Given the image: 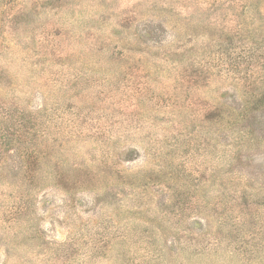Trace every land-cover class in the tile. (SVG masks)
<instances>
[{
    "label": "rangeland",
    "instance_id": "1",
    "mask_svg": "<svg viewBox=\"0 0 264 264\" xmlns=\"http://www.w3.org/2000/svg\"><path fill=\"white\" fill-rule=\"evenodd\" d=\"M0 264H264V0H0Z\"/></svg>",
    "mask_w": 264,
    "mask_h": 264
}]
</instances>
